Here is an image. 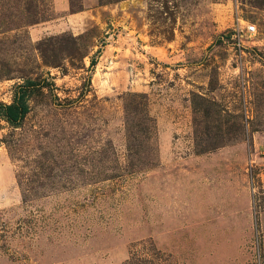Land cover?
Masks as SVG:
<instances>
[{"label": "rangeland", "instance_id": "1", "mask_svg": "<svg viewBox=\"0 0 264 264\" xmlns=\"http://www.w3.org/2000/svg\"><path fill=\"white\" fill-rule=\"evenodd\" d=\"M1 3L17 19L0 30V103L21 71L54 87L20 127L0 119V264H123L143 240L175 264H264V0ZM136 95L155 158L131 172L124 103ZM201 133L236 140L197 154ZM55 135L78 170L23 191L16 175L35 168L6 143L32 138L37 159Z\"/></svg>", "mask_w": 264, "mask_h": 264}, {"label": "trees", "instance_id": "2", "mask_svg": "<svg viewBox=\"0 0 264 264\" xmlns=\"http://www.w3.org/2000/svg\"><path fill=\"white\" fill-rule=\"evenodd\" d=\"M33 1V0H32ZM36 1V0H34ZM72 1V0H71ZM2 0H0V30L3 26L10 24L15 15L7 16L1 13ZM102 0H98L101 4ZM71 13H75L70 8ZM44 22V21H43ZM39 21H29L28 24L36 25ZM17 28L15 27V30ZM12 30V29H8ZM41 59L46 65H53L54 63L46 62V57L43 53H40ZM93 65V63H91ZM21 80L16 83L12 88V99L9 104L0 103V119L8 123L12 127H20L23 123L26 115L30 111V104L33 102L36 96L43 93L45 90L52 89L54 84L46 77L32 79L24 74L23 71ZM7 71H0V78H8ZM135 99H126L124 103V133L127 152V170L133 172L136 169H140L143 166L148 167L153 164L155 151L153 149V141L155 135V124L152 118L149 116L147 110V101L143 96L136 95ZM204 104L214 106L215 103L207 101L205 99H199ZM202 139H198L195 136V151L197 154H202L215 150L216 148L225 146L231 141L236 140V137L228 136L217 137V135H210L208 133L200 134ZM203 137L206 138V147L200 148V142ZM26 140V141H25ZM22 142L21 139L6 143L7 151L11 161L15 163H21V166H17L21 169L32 166L35 168V172H31L30 179H23L21 181L20 175H16V180L21 189L25 192L35 191L36 188H42L45 186V181L54 177L55 173H69L79 168V155L78 150L75 149L69 141H64L63 138L58 139L57 136H53L52 141L42 151L41 148H37L39 155L37 159H30L27 155L31 147V140L25 139ZM199 141V142H198ZM19 177V178H18ZM35 179L33 181L32 179ZM123 264H175L171 260L169 254L160 250L151 240H143L133 243L129 247L128 258Z\"/></svg>", "mask_w": 264, "mask_h": 264}, {"label": "built area", "instance_id": "3", "mask_svg": "<svg viewBox=\"0 0 264 264\" xmlns=\"http://www.w3.org/2000/svg\"><path fill=\"white\" fill-rule=\"evenodd\" d=\"M247 32L250 33V34L254 33L255 32V26H253V25L248 26L247 27Z\"/></svg>", "mask_w": 264, "mask_h": 264}]
</instances>
